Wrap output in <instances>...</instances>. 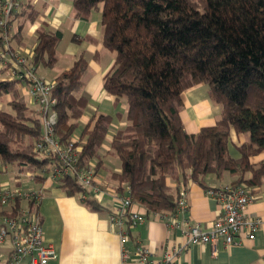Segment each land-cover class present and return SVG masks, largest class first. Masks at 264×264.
<instances>
[{"label": "trees", "instance_id": "obj_1", "mask_svg": "<svg viewBox=\"0 0 264 264\" xmlns=\"http://www.w3.org/2000/svg\"><path fill=\"white\" fill-rule=\"evenodd\" d=\"M95 10L101 13L102 44L114 54L103 87L127 105L128 123L110 141L120 160V170L111 174L114 190L124 193L128 188L133 201L154 214L175 209L179 186L188 178L204 184L207 174L221 178L227 172L231 185L251 191L261 185L264 161L252 164L250 157L264 151V0H73L76 18L87 19ZM15 17L19 34L37 12L22 4L12 21ZM61 36L59 30L36 29L32 63L52 66ZM86 66L78 57L54 80V133L61 144L73 134L84 139L79 160L83 165L94 162L97 171L111 117L98 114L78 130L88 101L82 92ZM202 82L220 106L219 117L188 132L181 94ZM7 94V109H0V174L13 172L18 181L21 172L37 171L50 158L34 151L41 119L20 95L17 80H0V98ZM231 127L248 134L238 158L227 149ZM167 178L176 185H167ZM58 186L67 195L83 191L72 177L62 178ZM83 203L102 209L91 199Z\"/></svg>", "mask_w": 264, "mask_h": 264}, {"label": "crops", "instance_id": "obj_2", "mask_svg": "<svg viewBox=\"0 0 264 264\" xmlns=\"http://www.w3.org/2000/svg\"><path fill=\"white\" fill-rule=\"evenodd\" d=\"M24 6L30 5L37 12L36 19L17 32L18 18L11 22V43L34 52L36 44V29L59 30L62 34L55 47V61L52 66L43 62L34 65L37 74L46 80L54 81L63 70L68 69L73 62L82 57L86 62L83 73L82 92L88 101L79 121L81 130L98 114L111 117L105 139L99 148L100 165L97 177L104 193L87 199L96 201L102 209L93 210L83 203L81 194L67 195L58 185L49 180L36 179L27 181V171L20 173L15 185L24 180L25 187L39 188L44 186L42 198L37 206V213L44 231L45 241L54 245L56 257L48 264H122L120 238L111 225L110 214L117 208L118 194L111 182V174L120 170V160L111 152L110 141L116 130L123 128L126 119L127 105L123 100L116 101L113 95L103 87V77L114 61L113 52L102 44L101 13L92 11L87 19L76 18L73 15V0H21ZM0 80L10 79L5 70L0 74ZM20 95L26 103L37 110L30 102L24 86L18 83ZM9 94L0 98V109H7ZM181 118L188 132H196L200 127L215 123L220 113V106L214 103L208 95V86L197 83L186 88L182 94ZM248 140L246 132L229 130L228 153L232 158H238V148ZM264 161V151L250 157L252 164ZM7 173V172H5ZM13 176V172H11ZM1 175H5L1 173ZM250 176V172L246 173ZM8 180L0 178L1 181ZM233 177L224 172L221 178L209 173L204 178V184L188 178L187 210L176 215V224L169 219H161L156 214H148L141 206L145 219L141 224L126 228L128 240L123 245L128 253L135 246L143 244L149 248L153 257L160 256L165 246L186 244V238L181 233L182 218H189L207 229L220 210L217 200L207 193L208 188L231 184ZM9 181V180H8ZM10 182V181H9ZM167 185L174 187L176 181L167 178ZM254 198L246 207L247 215L251 217L264 216V181L253 189ZM0 264H8L6 260ZM175 264H264V221L258 225L253 239L249 240L242 234L240 243L225 246L217 245L216 252L210 244H192L183 248Z\"/></svg>", "mask_w": 264, "mask_h": 264}, {"label": "built area", "instance_id": "obj_3", "mask_svg": "<svg viewBox=\"0 0 264 264\" xmlns=\"http://www.w3.org/2000/svg\"><path fill=\"white\" fill-rule=\"evenodd\" d=\"M22 8L21 0H0V68H5L10 79L24 86L30 102L36 106L42 125L41 135L34 141V151L41 157L50 158L49 163L37 171H27V181L38 177L59 185L64 177H72L83 188L81 198L99 196L105 191L100 184L95 163L83 165L79 160L84 139L73 134L69 141L61 144L55 136L57 123L56 98L53 96L55 81H49L35 72L32 63L34 52L11 44V22ZM219 206V214L205 229L189 218H182L181 233L186 244L166 245L160 256L153 257L143 244L135 246L131 253L124 248L128 240L126 228L141 224L145 219L140 205L133 201L128 188L118 193L117 208L110 214L111 225L116 229L122 245V264H175L180 251L192 244H210L216 252L219 243L228 246L240 243L244 234L251 240L264 216L251 217L246 207L254 195L250 188L240 184H226L208 188ZM44 186L39 188L11 186L8 180L0 182V262L8 264H48L56 257L53 244L45 241L44 231L37 213ZM187 187L181 184L175 209L169 213H154L161 219L176 224V215L187 210ZM21 200L23 204L16 205Z\"/></svg>", "mask_w": 264, "mask_h": 264}, {"label": "rangeland", "instance_id": "obj_4", "mask_svg": "<svg viewBox=\"0 0 264 264\" xmlns=\"http://www.w3.org/2000/svg\"><path fill=\"white\" fill-rule=\"evenodd\" d=\"M36 72V71H35ZM37 73V72H36ZM2 75H4V74H2ZM1 76V75H0ZM25 100V102H26V99H24ZM5 175H1L0 174V178H7L10 182V185L11 186H15V180H14V178H13V176H12V174H11V172H7V173H4ZM23 183H21V187H25V183H24V180L22 179L21 180Z\"/></svg>", "mask_w": 264, "mask_h": 264}]
</instances>
